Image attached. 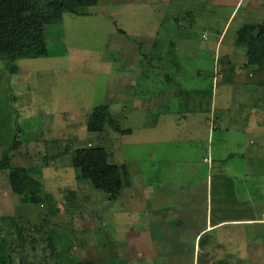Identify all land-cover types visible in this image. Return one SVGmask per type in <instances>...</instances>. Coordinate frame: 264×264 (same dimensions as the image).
<instances>
[{"label": "rangeland", "instance_id": "rangeland-1", "mask_svg": "<svg viewBox=\"0 0 264 264\" xmlns=\"http://www.w3.org/2000/svg\"><path fill=\"white\" fill-rule=\"evenodd\" d=\"M234 3L100 0L87 8L88 16L57 9L3 12L0 157L11 149L12 165L41 168L35 176L51 201L43 206L19 202L7 172H0V264H162L141 255V239L148 238L141 230L143 185L187 180L192 170L205 176L203 147L212 125L206 114L183 119L187 92H204L206 102V91L213 87L215 105L226 109L218 113V131H223L234 116L228 109L236 108L225 83L232 78V63H241L232 55L235 28L239 20L264 24V0H242L226 28L225 46L214 47ZM169 41L179 46L176 56L167 53ZM106 103L119 129L107 123L102 131L94 130L91 112ZM240 119L229 124L238 129L245 125ZM242 136L235 131L229 142L233 166L242 161L239 142H248ZM90 144L105 147L111 162L127 168L129 185L115 199L78 177L73 151ZM253 149L245 159H259L264 169V147ZM238 176L236 187L245 194V176ZM256 188L264 191V185ZM236 248L230 244L225 254ZM240 255L243 260L248 255L243 264H264L263 251ZM213 256L200 253L199 262Z\"/></svg>", "mask_w": 264, "mask_h": 264}, {"label": "crops", "instance_id": "crops-1", "mask_svg": "<svg viewBox=\"0 0 264 264\" xmlns=\"http://www.w3.org/2000/svg\"><path fill=\"white\" fill-rule=\"evenodd\" d=\"M241 1L235 0L222 32L217 34L214 47L220 49L222 45L225 46L226 28L241 10ZM244 11V14L248 13L247 10ZM243 24L239 20L235 28V47L232 50V55L239 56L241 63H232L235 65L230 73L232 78L225 82L231 88L232 103L236 105V108L230 106L231 109H228V113H234L231 118L233 120L223 126V131H218V123L221 121L219 110L226 109L215 105L213 87L208 111L188 110L193 105L192 99L189 101L190 105L186 104L187 101L184 103L185 121L189 119L188 114L200 113L209 115L206 119L212 125V130L209 125L208 145L203 147L208 155L203 158L208 164L205 176L201 177L198 171L192 170V178L187 180L143 185L146 205L141 230L148 238L141 239V255L145 252L153 259H162V264H175L187 259L188 264H202L199 257L203 252L210 257L218 255L217 258L213 256L214 258L204 259L203 264H243L248 255L243 260L240 254L264 252V191L256 188L264 185V176L260 174L264 169L262 163H258L259 159H245L247 150L259 148L262 151L264 147V69L261 71L257 66H248L245 51L236 45V31ZM175 48L178 51L179 46L176 44ZM217 55L218 51L214 49V63ZM259 73L261 76H258ZM198 107L206 108L202 104ZM238 119L245 125H240L237 129L229 124H236ZM235 131L241 132L248 142L243 140L242 143L239 142V146L236 141L233 142L235 147H239L237 150L240 149L239 156L242 158L241 163L233 166L231 164L235 157H232V143L229 142L234 138ZM250 134L254 138H245ZM188 136V139L192 138ZM185 157L186 161L191 159L189 155L185 154ZM193 162L196 163L194 159ZM238 174L245 176L243 180L246 195L236 187ZM232 243L237 244L236 252L225 254ZM225 258L231 260L227 261Z\"/></svg>", "mask_w": 264, "mask_h": 264}, {"label": "trees", "instance_id": "trees-1", "mask_svg": "<svg viewBox=\"0 0 264 264\" xmlns=\"http://www.w3.org/2000/svg\"><path fill=\"white\" fill-rule=\"evenodd\" d=\"M100 0H0V27L2 24V15L5 11H31L40 9H57L64 13L76 16H88V7L95 6ZM1 30V28H0ZM158 45L157 40L153 45V49ZM169 55L176 56V44L174 41L168 42ZM236 45L246 53L247 65L257 66L259 70L264 69V24L249 22L244 23L236 31ZM146 57V56H144ZM141 64V63H140ZM7 68L16 73L17 68L11 63L7 64ZM189 98L186 100L190 105V99L193 105L188 110L192 111H208L211 90L206 91V102L204 92L194 91L195 96H191L192 92H187ZM204 101L205 110L198 107ZM92 120L90 127L97 131H102L104 126L109 123L114 125L116 129L119 126L112 117L109 105L103 104L93 108L91 112ZM16 146V145H15ZM13 145V148L15 147ZM12 148V147H11ZM67 149V148H66ZM11 150V149H10ZM10 150L4 152L0 157V172H7L8 185L12 193L18 198L19 202L24 204L44 205L51 201V195L44 190L42 182L36 178V174L41 173L39 167H22L14 166L11 163ZM67 151V150H66ZM109 152L101 145H88L75 149L73 151L75 167L79 170L78 177L84 180H90L92 185L99 190L104 191L109 199H115L123 185H129L127 168L125 164H116L109 160ZM74 193L71 192V196ZM71 198V197H69ZM78 264H96L93 261H80ZM121 264V263H119Z\"/></svg>", "mask_w": 264, "mask_h": 264}, {"label": "built area", "instance_id": "built-area-1", "mask_svg": "<svg viewBox=\"0 0 264 264\" xmlns=\"http://www.w3.org/2000/svg\"><path fill=\"white\" fill-rule=\"evenodd\" d=\"M264 216V215H263Z\"/></svg>", "mask_w": 264, "mask_h": 264}]
</instances>
